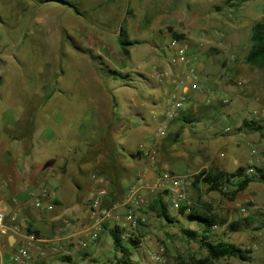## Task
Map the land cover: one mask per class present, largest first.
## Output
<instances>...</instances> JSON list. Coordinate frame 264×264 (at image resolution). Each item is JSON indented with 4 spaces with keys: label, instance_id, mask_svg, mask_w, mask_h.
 Listing matches in <instances>:
<instances>
[{
    "label": "rangeland",
    "instance_id": "374dc122",
    "mask_svg": "<svg viewBox=\"0 0 264 264\" xmlns=\"http://www.w3.org/2000/svg\"><path fill=\"white\" fill-rule=\"evenodd\" d=\"M65 1L68 4L45 0H0V156L2 149H9L28 155L30 161H47L43 175L48 179L56 173L49 169L53 160L64 156L68 163L59 172L67 178L73 177L71 175L75 178L79 174L76 168L81 163H88L90 167L89 172L80 174L86 182L94 175L105 176V168L111 171L112 166L107 161L113 155V148L119 154H124V150L128 154L138 137L130 134L126 149L120 145L114 146L113 131H117L116 128L112 131L111 126L117 118L116 107L120 106L123 111L119 114L120 119L126 120L125 112L132 113L129 103L134 105L139 94L145 96L147 92L152 95L149 89L155 86L152 80L145 85L144 79L134 77L131 59L141 63L137 67L141 72L150 73V67L156 71V75L168 70L165 69L166 64L160 66L164 65L161 59L152 57L144 45L145 33L152 28V18L161 13L163 18L168 17L170 29L180 27L188 33L189 36L185 35L189 37L190 44L206 42V51H219L211 44L212 40L217 44L221 41L219 29L232 31L238 44L226 47L225 57L227 65L234 60L241 67L236 73L241 77V82L237 86L239 96L234 98L231 106L251 118L250 121L264 124V72L246 62L251 48L252 27L264 18V0ZM213 28L217 29V34L213 33ZM206 30L207 34L204 35ZM125 42L133 43V54L123 51L122 44ZM100 67L109 73L103 74ZM114 75L121 77L115 80ZM126 80H133L131 86L125 85L130 83ZM142 100L143 97L138 106L142 105ZM12 110L21 113L20 120L13 125L4 120L6 112ZM88 119L89 130L82 135L80 129ZM17 136L21 142L25 138V142L5 146L12 137ZM42 139L47 142L44 143ZM27 164L23 162L22 167L26 168ZM261 169L264 167L258 170L254 168V175ZM114 170L116 172L117 169ZM262 172L260 176H263ZM162 174L160 172L157 177ZM1 175L0 172V185L3 184ZM107 178L114 182L113 175ZM258 180L264 183L262 178ZM185 181L189 203L183 205L181 210L170 207L171 198L164 190L155 193L143 191L141 195L145 204L135 209L140 218L135 227L123 225L125 222L121 219L130 208L123 206L116 213L120 219L106 222L89 250L79 249L76 254L61 251L50 258L34 254L33 263L116 264L124 259L131 264H192V259H203L207 252L199 243L190 241L182 230L200 231L191 218L196 212L220 215V211H223L225 221H243L244 217L239 215L235 220L233 215L239 214L241 207L249 205L247 194H233L235 179L225 187L228 195L213 194L216 198L213 196L202 204L201 192H206V189L197 190L196 186L200 185H195L194 178ZM130 193H111L115 199H109L110 203L104 202V206L125 203ZM66 194L70 197L73 195L72 191H66ZM77 195L69 200H75ZM159 195H164L169 220L161 217L157 208L150 207ZM81 196V204L86 206L89 213L90 202L96 194L90 198L89 194L83 192ZM2 198L4 194L0 189ZM77 206L75 204L74 209ZM117 226L124 229L123 239L130 250L129 258L115 250L111 231ZM223 226L219 225L220 230L214 240L230 242L251 251L252 260L242 262L228 258L215 264H264V226L255 222L238 232H230L228 226L223 230ZM35 234L40 238L37 232ZM131 239L138 242L136 247L130 245ZM43 250H46V244Z\"/></svg>",
    "mask_w": 264,
    "mask_h": 264
},
{
    "label": "crops",
    "instance_id": "0c3cea01",
    "mask_svg": "<svg viewBox=\"0 0 264 264\" xmlns=\"http://www.w3.org/2000/svg\"><path fill=\"white\" fill-rule=\"evenodd\" d=\"M167 18H163L162 13L160 16L152 18V28L145 33L144 45L150 50L152 57L161 59L160 61L164 65L160 66L164 67L166 64L167 68L165 69L168 70L163 74L158 72L159 75H156V71H152L151 67L150 73L141 72L137 68L141 63L137 61L136 63L131 59L134 77L144 79L145 85L152 80L155 86L149 89L150 93H153L152 95L146 91L145 96L138 93L140 97L135 100L136 103L134 105L129 103L132 113L125 112L126 120L120 119L119 114L123 111L120 110V106L116 107L117 118L111 126L112 131L115 128L117 131H113L114 146L120 145L126 149L130 134L138 137L133 149L128 150V154L125 150L124 154H119L113 148V155L107 161L112 166V168L108 166L111 171L105 168L103 170L105 176L96 175L104 178L110 177V175L114 176V182L107 180L109 195L108 198H105L104 202L106 203H110L112 198L115 199L110 195L111 193L117 192L120 195H126L141 181L152 185V182L157 181L160 172H170L182 179H187L214 170L234 173L241 167H244L246 171L250 168L258 170L264 167V138L258 133L249 131V128L243 127L244 122L250 121L251 118L231 106L234 98L239 96L237 86L241 82V77L236 73L241 67H238L234 60H231L227 65L224 50L226 47L238 44L236 37L230 29H219L221 30L218 33L221 41L218 44L215 40L211 41V44L219 48V51L212 49L206 51L204 48L206 42H201L198 45L190 44L187 39L189 38L188 33L182 31L180 27L174 30L170 29ZM205 32L207 30L203 32L204 35L207 34ZM217 32V29L213 28V33L217 34ZM174 34L184 35V39L177 40L184 41L188 45V58L198 76L196 88L183 81L185 68L173 65L171 62L176 56L175 47L172 45V41L175 39ZM214 34L212 36L217 37ZM127 49V54H133L134 46H127ZM145 75L146 78H144ZM119 77L121 76L116 75L115 80ZM128 82L130 83L127 86H131L133 80ZM135 89L138 92L136 87ZM174 93L177 94V100L180 99L183 103V108L177 117L171 119L167 116V111L175 103L173 101ZM142 97L144 101L142 100V105L138 106ZM146 113L150 117H147ZM90 114H92L91 111L89 119ZM4 118L7 124L13 125L20 120L21 113L15 110L8 111ZM89 119L83 123L80 129L82 135L89 130ZM228 128L232 130L231 133H225V129ZM22 140L25 142V138ZM42 140L44 143L47 142H45L46 139ZM23 142L19 136L12 137L5 146H17ZM143 145L147 150L149 149V157L144 156L139 150L144 148ZM19 162L29 164L23 168ZM40 162L39 160L30 161L26 154L2 149L0 172L3 184L0 185V189L3 190L4 198L2 199L6 201L9 212L17 213L22 225L32 227L40 238L48 241L45 243L46 250L44 252L48 258L61 251L76 254L79 249L89 250L91 243L87 242L82 231V227L89 224V213L86 206L81 204V194L87 193L91 198L94 194L97 195L98 186L94 182L93 176L88 182L80 176V174L90 171L88 163H81L76 168L79 176L74 178V175H71L73 177L67 178L59 172L61 167L68 163L66 156L53 160V165L49 169L55 170L56 173L51 178L49 177L46 187L49 192L54 194L55 201H53V210L48 211L37 209L31 197V193H37L44 184L43 168L47 161L46 163ZM114 168L117 169L116 172ZM262 171V175H264V169ZM256 177L242 193L247 194L246 201L248 203L255 202L264 209V183H259V177ZM256 184L258 187H251ZM203 188L202 184L196 186L197 190L203 191ZM66 191H72L71 197L78 194L77 198L69 200L71 197L66 194ZM144 191L155 193L157 190L145 189ZM201 193V203L205 204L213 196L216 198V195L213 194L218 192ZM75 204L79 205L76 209H74ZM234 214L235 220H238L239 214ZM203 215L218 216L224 219L223 211H220V215L212 213ZM64 220L72 222L71 237L65 236L61 231V223ZM229 223L228 221L223 228H226ZM218 232L213 233L212 227L213 240ZM31 264H34L33 261Z\"/></svg>",
    "mask_w": 264,
    "mask_h": 264
},
{
    "label": "built area",
    "instance_id": "2783aa9c",
    "mask_svg": "<svg viewBox=\"0 0 264 264\" xmlns=\"http://www.w3.org/2000/svg\"><path fill=\"white\" fill-rule=\"evenodd\" d=\"M172 45L175 47L176 56L172 59L173 65H179L185 68L183 81L191 84L194 88L198 86V76L195 69L191 65L188 58V45L181 40L174 39ZM173 101L175 102L169 107L167 116L174 119L183 108V103L177 100V94H173ZM260 134L264 137V124H261L259 130H249ZM230 128L225 129V133H231ZM141 152L144 156L149 157L150 151L142 148ZM247 176L254 175L253 169H247L245 172ZM239 179V178H238ZM237 179V180H238ZM93 180L98 186L97 195L91 200L89 206V224L82 227L83 234L86 236L88 243L97 240L100 231L104 228V224L112 219L119 220L120 217L116 214L117 210L123 206H130L127 214L121 219L125 222L123 225L135 227L140 218L135 213V209L140 208L145 204L141 193L145 189L150 190H164L166 195L171 198L172 209L179 211L183 205L189 203V197L186 193V181L170 172H164L157 178V181L152 185H147L145 181H141L131 191L125 203H117L112 207L104 206V199L109 195L108 182L103 176H93ZM48 178L44 179V184L40 190L31 193L37 209L53 210V201H55L54 194L49 192L46 187ZM4 200L0 199V264H31L34 254L44 255L43 246L46 242L42 238H38L33 233L27 232V225H22L19 215L17 213H10ZM239 215L244 218H254L255 222L264 226V209L257 203L250 202L248 206L239 209ZM72 222L64 220L61 223V231L65 236L71 237ZM226 228H223V230ZM220 230L219 226H213V233ZM125 239V238H124Z\"/></svg>",
    "mask_w": 264,
    "mask_h": 264
},
{
    "label": "trees",
    "instance_id": "16d2710c",
    "mask_svg": "<svg viewBox=\"0 0 264 264\" xmlns=\"http://www.w3.org/2000/svg\"><path fill=\"white\" fill-rule=\"evenodd\" d=\"M45 2H61L63 4H68L65 0H45ZM175 39H184V35L174 34ZM251 48L247 55L246 62L249 65L258 67L264 72V18L257 22L251 30ZM123 43V51L127 54V47L131 46L133 43ZM103 74L109 72L106 71L104 67H100ZM115 77V75H114ZM117 79V78H116ZM123 79V78H122ZM129 81V80H126ZM128 85V83H126ZM261 124L256 121H245L243 127L249 128L250 130H259ZM246 169L244 167L239 168L234 173H225L219 170L210 171L207 173H201L194 177L195 185L202 184L206 189L207 193L218 192L221 195H228L225 191V187L228 186L235 179L239 178L237 182L233 185L235 191L233 194H239L244 192L254 178L258 176L262 181H264V175L260 176L257 172L254 176H247L245 174ZM257 178V177H256ZM166 194V193H165ZM151 208H157L160 211V216L166 220L170 219V213L168 205L165 202L164 195H159L158 198L150 205ZM182 209V208H181ZM180 209V210H181ZM198 224L200 231L183 229L182 233L190 240L199 243L200 247L207 252V256L203 259H192V264H215L218 261L228 258H235L242 262H249L251 260L252 252L249 250L242 249L237 245L226 242V241H214L212 238V227L215 225H225L227 221L218 216H204L199 213H195L191 217ZM254 218H245L243 221H236L228 224V229L230 232H238L245 229L248 225L254 224ZM28 233H33L32 227L28 226ZM111 235L114 242V247L117 252L126 254L130 257V250L125 246V241L123 239L124 229L120 227H115L111 231ZM130 245L137 246L138 242L135 239H131ZM128 257V258H129ZM116 264H131L130 261L119 260Z\"/></svg>",
    "mask_w": 264,
    "mask_h": 264
}]
</instances>
